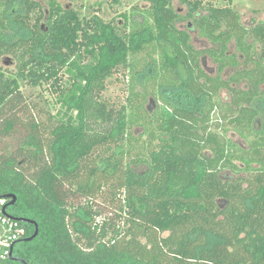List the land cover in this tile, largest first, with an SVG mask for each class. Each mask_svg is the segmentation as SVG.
Segmentation results:
<instances>
[{"label": "trees", "instance_id": "1", "mask_svg": "<svg viewBox=\"0 0 264 264\" xmlns=\"http://www.w3.org/2000/svg\"><path fill=\"white\" fill-rule=\"evenodd\" d=\"M179 1L185 14L152 0L118 26L0 0V199L37 226L0 264H264V21ZM115 72L118 109L101 100Z\"/></svg>", "mask_w": 264, "mask_h": 264}, {"label": "rangeland", "instance_id": "2", "mask_svg": "<svg viewBox=\"0 0 264 264\" xmlns=\"http://www.w3.org/2000/svg\"><path fill=\"white\" fill-rule=\"evenodd\" d=\"M42 5L48 15V9L52 5H59L63 8H72L76 10L81 16L99 17L104 21H111L112 23L121 26L125 22V18L134 8H143L150 5L152 0H33ZM204 2L211 3L217 7H230L239 14L240 21L247 27L256 23L264 21V0H204ZM174 9L179 10L181 14L187 12V5L181 3L179 0H172ZM194 44L202 48L205 41L202 38L193 35ZM212 63L208 64L211 67ZM14 65L5 64L10 70H14ZM127 79L122 72H115L111 74L103 83L101 100L105 101L107 105L113 109H118L126 103L127 99ZM23 93L31 100L38 101V96L49 97L48 91L40 87H24ZM225 95H223L224 97ZM52 99V98H51ZM50 111L56 114L60 105L52 102L49 106ZM228 137L235 143H242L238 135L231 132ZM13 143V138L8 139ZM97 206L102 209V213H107V209L103 202L96 198Z\"/></svg>", "mask_w": 264, "mask_h": 264}, {"label": "built area", "instance_id": "3", "mask_svg": "<svg viewBox=\"0 0 264 264\" xmlns=\"http://www.w3.org/2000/svg\"><path fill=\"white\" fill-rule=\"evenodd\" d=\"M5 204L6 200L0 199V262L8 260L15 245L25 237L21 223L4 213Z\"/></svg>", "mask_w": 264, "mask_h": 264}, {"label": "flooded vegetation", "instance_id": "4", "mask_svg": "<svg viewBox=\"0 0 264 264\" xmlns=\"http://www.w3.org/2000/svg\"><path fill=\"white\" fill-rule=\"evenodd\" d=\"M193 35L195 34H192V39H193ZM193 45L195 46L196 49H203V47H205V45L200 48L199 46L195 45L194 44V41H193ZM202 68L203 70L207 73V75L210 77V78H215L217 76V69L215 67V65L212 63V60L210 58H208L207 56H205V58L202 60ZM212 63L211 67H208V64ZM232 70H227V71H224L220 74V76L222 78H226L228 79L230 77V75L232 74ZM232 87V86H231ZM234 88V87H232ZM229 93H230V90L228 89H221L219 91V96L226 102V101H229ZM223 95H225L223 97ZM6 211L9 215L15 217V218H22V216L20 215H17L14 213V206L13 205H10L6 208ZM30 225V224H29ZM33 226V225H32ZM25 239H27V237H24L22 239V241H25ZM21 242H19L18 244L15 245V248L20 244Z\"/></svg>", "mask_w": 264, "mask_h": 264}, {"label": "water", "instance_id": "5", "mask_svg": "<svg viewBox=\"0 0 264 264\" xmlns=\"http://www.w3.org/2000/svg\"><path fill=\"white\" fill-rule=\"evenodd\" d=\"M1 198H2V199H5V200H6V199H10V202H9L8 204H6L5 207H4V210H3V211H4L5 214H7L9 217L15 219L16 221H18V222H20V223L30 224V225H33V226H34V229H35V230H34L33 235H32L31 237L25 239V241H28V240H31L32 238H34V237L37 235V226H36V224H35L33 221H30V220L25 219V218H15V217L9 215V214L7 213V211H6V208H7L8 206L13 205V204L15 203V197L12 196V195H6V196H3V197H1ZM12 250H13V249H12ZM9 259H10V260H13V261H16V260H17V258H15V257L12 255V252H11V255H10ZM21 263H22V264H26V263H24L23 261H21Z\"/></svg>", "mask_w": 264, "mask_h": 264}]
</instances>
